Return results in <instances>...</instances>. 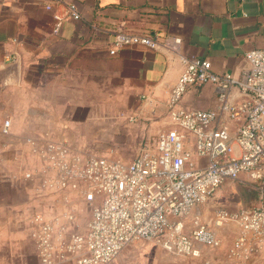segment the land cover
Returning <instances> with one entry per match:
<instances>
[{
  "label": "crops",
  "instance_id": "obj_1",
  "mask_svg": "<svg viewBox=\"0 0 264 264\" xmlns=\"http://www.w3.org/2000/svg\"><path fill=\"white\" fill-rule=\"evenodd\" d=\"M70 2L78 19L67 16ZM120 24L175 37L179 51L126 46L110 54L111 31ZM263 47L264 0H0V264H40L33 212L49 216L64 210L65 198L79 199L77 206L83 201L72 188L47 184L55 172L33 141L66 140L92 154L84 146L112 142L133 125L153 137L170 126L168 98L183 70L181 54L206 57L218 72L239 73L245 52ZM180 104L215 107L214 87L189 89ZM237 231L234 223L218 229L220 245L202 246L197 257L148 244L127 246L110 264L220 262L233 257ZM263 260L264 245L249 264Z\"/></svg>",
  "mask_w": 264,
  "mask_h": 264
},
{
  "label": "built area",
  "instance_id": "obj_2",
  "mask_svg": "<svg viewBox=\"0 0 264 264\" xmlns=\"http://www.w3.org/2000/svg\"><path fill=\"white\" fill-rule=\"evenodd\" d=\"M67 16H81L75 2L67 4ZM55 18L57 24L63 20L59 14ZM111 34L110 54L126 46L180 48L175 37L133 32L122 24ZM180 59L183 70L168 98L170 126L146 141L133 159L81 154L66 140L33 141L45 167L55 172L47 184L76 190L91 212L83 231L76 228L74 208L49 216L33 212L31 234L40 264H110L136 240L197 257L202 246L220 245L217 230L229 222L238 228L233 257L212 264H249L264 245L263 207L218 206L209 219L196 213L228 180L264 182V47L245 52L239 73L218 72L198 55L181 54ZM205 84L214 87L215 107L180 104L185 92ZM9 126L4 120L3 132Z\"/></svg>",
  "mask_w": 264,
  "mask_h": 264
},
{
  "label": "rangeland",
  "instance_id": "obj_3",
  "mask_svg": "<svg viewBox=\"0 0 264 264\" xmlns=\"http://www.w3.org/2000/svg\"><path fill=\"white\" fill-rule=\"evenodd\" d=\"M129 133L124 134L121 132H117L116 135L121 136L120 138H115L111 140L109 143H99L98 141L84 146V148L92 154H98L107 156L110 158H118L123 160H131L135 157L141 149L144 147V143L147 139H154L153 137L149 138L147 133V129L143 130L139 128L137 125H133L128 129ZM111 138L106 139L109 141ZM250 188L257 189L259 191L258 199H254L247 189ZM264 182L263 181H247L243 182L241 180H228L224 184H222L215 194L200 205V212L205 213V219H209L212 215V212L218 207L223 206L229 210H237L245 207H253L260 206L264 208ZM68 203H66L65 209L74 208L77 221L78 229H84L91 218L90 208L84 201L76 204V202H80L79 199H71L68 197ZM201 209L203 211H201ZM231 223V222H229ZM222 228V227H221ZM220 229V228H218ZM218 232V230H217ZM153 243V244H152ZM148 244L154 245V247H159L160 249L165 250L162 246L152 240H136L130 244H128L127 248H147ZM125 247V248H126ZM117 257V256H116Z\"/></svg>",
  "mask_w": 264,
  "mask_h": 264
},
{
  "label": "trees",
  "instance_id": "obj_4",
  "mask_svg": "<svg viewBox=\"0 0 264 264\" xmlns=\"http://www.w3.org/2000/svg\"><path fill=\"white\" fill-rule=\"evenodd\" d=\"M247 191L250 192V194L253 196L254 199H258V198H260V197H259V196H260V195H259V191H258L257 189L250 188V190L247 189ZM263 200H264V197H263Z\"/></svg>",
  "mask_w": 264,
  "mask_h": 264
},
{
  "label": "water",
  "instance_id": "obj_5",
  "mask_svg": "<svg viewBox=\"0 0 264 264\" xmlns=\"http://www.w3.org/2000/svg\"><path fill=\"white\" fill-rule=\"evenodd\" d=\"M196 213H200V209L199 208L196 209Z\"/></svg>",
  "mask_w": 264,
  "mask_h": 264
}]
</instances>
